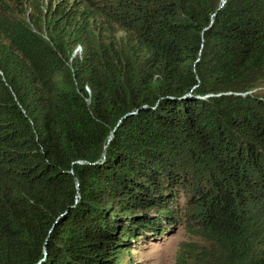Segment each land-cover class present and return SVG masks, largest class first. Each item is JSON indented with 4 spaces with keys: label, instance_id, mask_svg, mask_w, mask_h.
Segmentation results:
<instances>
[{
    "label": "trees",
    "instance_id": "trees-1",
    "mask_svg": "<svg viewBox=\"0 0 264 264\" xmlns=\"http://www.w3.org/2000/svg\"><path fill=\"white\" fill-rule=\"evenodd\" d=\"M176 224L174 264H264V0H0V264Z\"/></svg>",
    "mask_w": 264,
    "mask_h": 264
},
{
    "label": "rangeland",
    "instance_id": "rangeland-1",
    "mask_svg": "<svg viewBox=\"0 0 264 264\" xmlns=\"http://www.w3.org/2000/svg\"><path fill=\"white\" fill-rule=\"evenodd\" d=\"M78 50V48H77ZM182 198V197H181ZM168 233L160 237L156 235L154 242H142L140 246H133L131 250V264H174V257L178 246L193 238L183 228L182 224L168 227ZM123 260L122 264L125 263Z\"/></svg>",
    "mask_w": 264,
    "mask_h": 264
}]
</instances>
